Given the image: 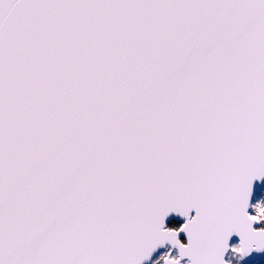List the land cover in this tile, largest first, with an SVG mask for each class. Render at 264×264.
<instances>
[{
	"label": "snow or ice",
	"instance_id": "1",
	"mask_svg": "<svg viewBox=\"0 0 264 264\" xmlns=\"http://www.w3.org/2000/svg\"><path fill=\"white\" fill-rule=\"evenodd\" d=\"M262 178L264 0H0V264H225Z\"/></svg>",
	"mask_w": 264,
	"mask_h": 264
},
{
	"label": "water",
	"instance_id": "2",
	"mask_svg": "<svg viewBox=\"0 0 264 264\" xmlns=\"http://www.w3.org/2000/svg\"><path fill=\"white\" fill-rule=\"evenodd\" d=\"M264 187V178H262L261 180L259 181H254V184H253V191H252V194L250 196V200H249V207L247 209V212L248 214L250 213V210H251V203L253 202L255 196L257 195L258 191L260 189H262ZM190 216L194 217L195 216V211H193ZM172 220H175V221H178L180 223V226L177 228V229H172V228H169L167 226V224L169 222H171ZM186 223V219L182 216H179L178 214L176 213H171L168 217L165 218V222H164V228L166 230H172V231H177L179 232V229L180 227H182L184 224ZM253 229L254 231H259V230H262L263 228H261V223L260 224H254L253 225ZM177 239L179 240V242L183 245H187L188 244V238H187V234L184 233V232H179V235L177 237ZM234 241H238L239 243V246H240V243H241V240H240V237L239 235L237 234H233L230 238H229V241H228V245H227V250L225 252V255L223 257L224 259V262L226 264V256L227 254L229 253V250H230V245L234 242ZM167 248L170 249V251H175L176 252V255H177V258L176 259H179L180 260V264H184L185 262H187V264H191L190 262V259L187 258V257H184V258H180V254H179V249L174 247L173 245H171L170 243H165L163 246H158L154 251L153 253L151 254L150 258L143 261V264H150L152 262V260L161 252L165 251ZM239 257H240V260L241 262L243 263H254V262H257L261 259L264 258V250H261V251H252L250 252L248 255L246 256H242L241 254H239ZM162 264H164V261L162 262Z\"/></svg>",
	"mask_w": 264,
	"mask_h": 264
},
{
	"label": "rangeland",
	"instance_id": "3",
	"mask_svg": "<svg viewBox=\"0 0 264 264\" xmlns=\"http://www.w3.org/2000/svg\"><path fill=\"white\" fill-rule=\"evenodd\" d=\"M260 205L262 207H264V187L262 189H260L257 193V195L255 196L253 202L251 203V210L249 215H256V205ZM180 226V223H179ZM178 226V227H179ZM262 228V227H261ZM234 248H239V243L238 241H234L231 245H230V250L229 253L226 256V264H264V258L254 262V263H243L240 260L239 257V253L237 252H233L232 249ZM169 254H171V258L176 259L177 255L175 251H170L169 248H167L165 251L159 253L150 264H162L163 262V257L168 256ZM184 264H187V262H185Z\"/></svg>",
	"mask_w": 264,
	"mask_h": 264
},
{
	"label": "trees",
	"instance_id": "4",
	"mask_svg": "<svg viewBox=\"0 0 264 264\" xmlns=\"http://www.w3.org/2000/svg\"><path fill=\"white\" fill-rule=\"evenodd\" d=\"M169 228H172V229H177L178 226H179V222L175 221V220H172L171 222L168 223L167 225ZM261 227L264 229V222H261Z\"/></svg>",
	"mask_w": 264,
	"mask_h": 264
}]
</instances>
